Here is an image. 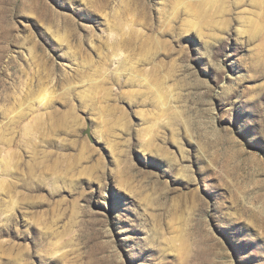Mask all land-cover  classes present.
Instances as JSON below:
<instances>
[{
  "label": "rangeland",
  "instance_id": "rangeland-1",
  "mask_svg": "<svg viewBox=\"0 0 264 264\" xmlns=\"http://www.w3.org/2000/svg\"><path fill=\"white\" fill-rule=\"evenodd\" d=\"M0 264H264V0H0Z\"/></svg>",
  "mask_w": 264,
  "mask_h": 264
}]
</instances>
